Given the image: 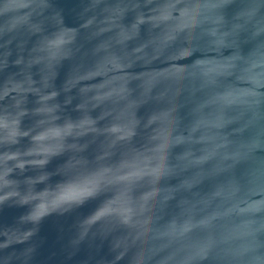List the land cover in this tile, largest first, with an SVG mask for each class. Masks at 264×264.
<instances>
[{"label": "clouds", "instance_id": "obj_1", "mask_svg": "<svg viewBox=\"0 0 264 264\" xmlns=\"http://www.w3.org/2000/svg\"><path fill=\"white\" fill-rule=\"evenodd\" d=\"M80 3L79 19L69 23L54 0H0V17H7L0 22V206L10 199L24 206L12 222L0 220V264H33L39 225L49 214H27L39 198L31 193L46 188L51 196L69 184L83 187L79 197L51 209L67 226L62 264H264V197L251 198L264 193V157L254 159L245 138L253 135L255 147L264 148V0ZM95 8H102V19L88 15ZM21 9L27 11L16 15ZM126 14L133 17L130 23ZM22 25L25 40L18 38ZM109 29L108 41L91 52L101 57L96 68L106 80L82 89L86 100L76 107L114 105L99 119H107L102 131L108 149L118 151L101 147L89 153L65 143L60 151L40 153L47 158L35 177L10 179L8 166L15 160L80 134L75 122L57 126L62 106L54 101L94 74L81 71L82 34ZM213 48L233 54L197 59ZM66 61L76 70L57 88ZM238 81L249 87L236 89ZM29 94L35 97L31 107ZM72 103L67 95L64 104ZM249 113V123L221 132L225 118L238 124ZM29 115L38 118L25 130ZM145 130L156 146L142 155ZM26 137L32 151L18 147ZM181 141L192 147L159 166L157 154ZM196 151L193 163L206 167L212 187L193 189L184 182L176 197L149 207L145 190L159 191L155 185L166 183L168 172L186 171L184 158ZM53 159L57 164L50 167Z\"/></svg>", "mask_w": 264, "mask_h": 264}, {"label": "water", "instance_id": "obj_2", "mask_svg": "<svg viewBox=\"0 0 264 264\" xmlns=\"http://www.w3.org/2000/svg\"><path fill=\"white\" fill-rule=\"evenodd\" d=\"M54 4L55 7L61 11L67 22L71 23L79 19L78 13L82 10L80 0H54ZM25 11H27V9H21L16 13V15H22ZM96 13H99L98 18L102 19V8L92 9L89 11L88 15ZM4 19H7V17H0V22H3ZM132 19L133 17L130 14L125 15L126 22L130 23ZM25 27L26 26L24 25L21 26V31L18 37L20 40L27 39L26 33L24 31ZM111 35V29L100 33L99 35H90L88 31H85L82 34V52L81 56L78 58L79 62L83 64V69L81 71L92 72L94 74L91 76H85L83 80L75 82L73 90L70 93H64L54 101V103H58L62 106L60 113H58L60 119L57 126L61 127L67 123L75 122L80 125V127L77 129V132L80 134H73L69 136L66 141H55L49 144L40 145L35 148V151L38 153L37 155L31 156L27 159L15 160L12 165L8 166L10 179H19L21 173H23L24 176H28L29 178L35 177L39 169L42 167V162L47 158L45 155L40 153H45L51 150L53 147H55L57 151H60L65 143L74 149L85 148V150L89 153L94 152L101 147L108 149V139L105 133L102 131V129L107 125V119H99V117L103 112L107 111L111 107H114V105L107 101L96 104L95 106H93L94 102H87L84 104L83 108H77L76 105L86 100L82 89L94 88L104 84L106 76L103 71H98L96 68V65L99 64L101 57L93 56L91 55V52L101 43L108 41V38ZM31 44L32 41L29 40L25 45V48H30ZM232 54L233 53L231 51H224L223 48L219 49L218 54L217 49L213 48L209 50V54L207 56L197 57V59L219 60L221 56L228 57ZM177 67H182V65H178ZM75 70L76 69L74 68L73 62L66 61L59 68V75L55 80L56 87L63 88L65 86L66 78L70 77ZM36 78H38V76ZM233 86L238 90H244L249 87V84L247 81H238L235 82ZM67 95H71L73 97L72 104H64V99ZM10 99L11 98L9 97L4 102H8ZM28 104L29 107L35 104V97L31 94L28 96ZM37 118L38 117H34L32 115L27 116L23 122L25 130L30 128ZM89 120H94L95 123H89ZM250 120V113L238 124H234L232 120L225 118L222 124L221 132L227 135L231 131L232 127H239L244 123H249ZM179 135H187V133H180ZM245 138L248 140L249 144L252 145L251 156L254 159L264 157V148L257 149L253 143L255 137L253 135H246ZM139 144V151L142 155L147 154L149 149H152L156 146L155 144L149 142V133L147 130H145V133L140 137ZM18 147L22 148L24 151L33 150V148L30 146L29 138L27 137L21 140ZM191 147L192 144L188 141H181L170 147H165L163 151L157 154L159 157V166L163 167L166 160L180 156L182 153L188 151ZM200 147L201 145H196L197 149ZM108 150L116 152L118 151V148L113 147ZM12 154V152L9 153V155ZM199 154L200 153L196 151L184 158V163L187 165L186 171L168 172L166 176L167 182L164 184L155 185V188H158L159 191H155L154 188H147L145 190L143 195H145L149 207L154 202L163 200L165 197H167L169 200L176 197L178 185L184 182L190 184L193 189L199 187L204 190H209L212 187L206 176V167L204 165H197L193 163V155ZM56 164L57 160L53 159L49 166L55 167ZM20 166L23 167L21 168ZM0 169H2V166H0ZM82 190L83 187L80 185L69 184L66 185L61 191L51 196L47 195L48 190L46 188L41 189L39 193H31L32 196H38L39 198L35 200L34 204L28 206L27 214L34 219L45 216L46 213L49 214L42 224L39 225L37 239L34 241L38 247L33 264H62L63 248L66 243L64 237L67 235V226L65 222L60 220L55 213L51 212V209L59 207L66 200L78 198ZM185 190H187V188ZM20 191L27 193V189L24 185L20 186ZM262 197H264V193H251V198L253 200H259ZM19 199H24V195H21ZM23 210L24 206H20L10 199L6 204L0 206V220L10 223L12 222L13 218ZM29 230L30 229H25V231ZM69 239H72V237H69ZM14 243L18 245H24L25 241L16 240ZM53 252H55L56 255L51 257L50 254Z\"/></svg>", "mask_w": 264, "mask_h": 264}]
</instances>
